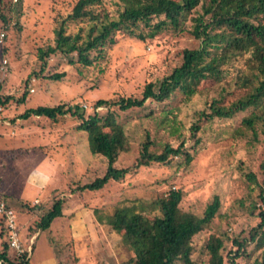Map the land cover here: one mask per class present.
I'll list each match as a JSON object with an SVG mask.
<instances>
[{
    "label": "rangeland",
    "instance_id": "rangeland-1",
    "mask_svg": "<svg viewBox=\"0 0 264 264\" xmlns=\"http://www.w3.org/2000/svg\"><path fill=\"white\" fill-rule=\"evenodd\" d=\"M12 1L15 2L10 18L17 28L8 30L7 40L3 37L0 46L9 48L4 52L9 73L4 80L3 91L7 95H15L11 100V112L14 116L18 110L23 109H17L14 102L25 88L28 89L26 97L30 102L38 101V104L46 106L57 103H64L66 106L79 104L84 107L85 115L96 110L98 114H103L105 106L93 107L97 99L110 101L119 97H140L145 84L169 73L175 64L176 52L191 43L189 37L172 30H162L145 40H140L136 35L127 36L117 32L115 42L106 44L101 53L91 55L94 59L91 65L78 66L80 72H77V64L70 65L65 58L55 56L48 58L45 71L41 73L38 71L39 62L34 48L53 45V17L57 13L67 15L73 0ZM103 1L107 11L111 15L116 14L115 0ZM52 6L54 8L50 9ZM42 15L41 21L37 19ZM44 15L49 18H44ZM71 27L74 29L73 25ZM138 31L145 34L150 29L140 24L136 32ZM53 73L64 75L59 79L48 78ZM233 76L234 72L226 80H231ZM210 84L207 80L202 82L196 93L185 99H180L179 95L174 97L168 106L175 103L176 106L171 107L170 112L167 104L163 103L161 106L155 102H151L149 106L152 108L150 115L147 116L146 110V117L143 116V110L129 117L128 112L121 111L119 121L127 125L124 126V131L128 130L127 118L137 128L134 127L135 141L127 142L126 150L120 152L115 164L126 166L135 161L133 159L139 153V145L145 141L144 137L140 138L138 135L145 127L149 129L153 140L150 146L152 151L158 152L165 143L175 144L179 139L178 134L185 133V129L198 118V113L207 106L210 93L202 88ZM31 87L35 92L30 94ZM30 102L26 101L25 105H32ZM247 113L248 110L231 118H214L202 124V132L199 134L201 145L194 159L189 162H185L181 156H175L168 164L155 162L144 167L133 165L122 178L109 180L98 190L85 188L82 191L77 186L92 182L94 171H100L103 166L99 165L103 161L96 155L90 156L87 134L77 129L78 120L75 117L65 114L52 120L41 116L38 122L32 118L33 124L39 125L38 129L41 128L38 137L24 133L22 127L29 120H22L21 126L16 125L14 128L5 126L8 130H3L4 135L7 141L13 143L9 150L16 151L17 156L15 159L11 155L6 157L5 168L0 166V176H3V188L9 194L21 198L19 203L14 204L18 217V236L20 235L23 246H31V242H34L26 264H141L139 260L132 263L129 261L131 253L118 242L116 234L108 225V212L115 206L130 207V203L120 202L124 201L123 198L135 199L130 201L133 203H143L153 191L157 194L169 188L182 189L185 193L182 206L196 211L211 201L215 194L219 196L217 215L205 225L204 231L195 236L193 264H206L202 249L209 234H226L224 240L229 247L232 236L240 231L246 235L248 227L257 223L253 212L248 215L253 200L257 201L256 191L249 195L251 190L242 172L251 170L257 173L258 164L264 160V148L261 144L264 141V134L261 132L264 130V122L256 126L258 141L251 136L233 137L235 127H238ZM163 114H169V118L160 124L164 127L161 129L158 124ZM10 130L14 131V135H9ZM186 137V148L191 153L194 139L189 137V132ZM38 142L48 143L49 151L43 149L42 152V157L48 156V163H57L56 158L59 157L57 165L53 164V168L49 166L48 179H58L63 174L59 172L61 169L65 174V178L59 179L61 181H57L53 188L49 186L53 185L52 180L49 184L37 182V186L33 185L35 178H31L34 175L32 173L43 171L46 175L48 170L40 163L41 156L33 150L32 146ZM18 148H21L23 155L18 152ZM31 151L33 152L30 153ZM241 161L243 163L240 164ZM87 163H91L89 172L88 169H83ZM97 163L99 165L96 166ZM239 166L243 169L240 170ZM261 177L257 175V178ZM69 186L73 190L70 194H65ZM36 198L39 203L31 206V210L37 215L33 217L31 225L26 227L29 216L22 211L20 202L30 205ZM54 200L62 202L61 215L52 219L48 228L37 229V222L50 211ZM78 233L80 234L75 238L70 237ZM12 250L9 252L16 254ZM253 250V246L248 249ZM255 257L251 254L248 258L245 257L248 261L238 264H253Z\"/></svg>",
    "mask_w": 264,
    "mask_h": 264
},
{
    "label": "trees",
    "instance_id": "trees-1",
    "mask_svg": "<svg viewBox=\"0 0 264 264\" xmlns=\"http://www.w3.org/2000/svg\"><path fill=\"white\" fill-rule=\"evenodd\" d=\"M21 1L16 0L18 3ZM14 2L0 0V33L4 34L5 40L8 30L17 28L10 18ZM114 4L117 6L114 15L107 11L103 0H73L67 15L57 13L53 17V45L34 48L39 62L38 71H45L49 57L60 56L70 65L77 64V72H80L78 66L91 65L94 60L91 55L101 53L106 44L115 42L117 32L127 36L136 35L140 40H145L162 30H172L189 37L191 43L176 52L177 58L169 73L145 84L140 97H119L110 101L97 99L93 107L105 106L103 114H98L96 110L85 115L84 107L79 104L66 106L57 103L28 108L19 115L23 119L43 116L55 120L58 115L69 114L78 120L77 129L87 134L90 156L101 158L103 162L96 166L103 167L100 171H94L92 182L79 184L77 189L98 190L109 180L122 178L133 165L144 167L155 162L168 164L175 156H181L185 162L191 161L201 145L199 134L202 124L214 118H231L248 110L238 127H235L233 137L251 136L258 141L256 126L264 122V0H115ZM47 16L44 15V18H49ZM42 17L37 19L41 21ZM140 24L150 31L145 34L136 32ZM7 48L0 46V62L5 58ZM233 72L234 76L227 81V76ZM63 75L53 73L48 78L59 79ZM206 80L211 84L202 89L208 90L210 100L198 113V118L185 129L186 132L178 134L179 139L175 144L165 143L158 152L152 151L150 146L153 140L149 129L145 127L138 135L144 137L145 141L139 145V153L133 159L135 161L126 166L115 164L120 152L126 150L127 142L135 141L134 127L137 128L127 118L128 130L124 131L126 124L119 121L121 111L128 112L129 117L143 110V116L146 117V110L149 112L147 116L152 113L149 107L151 102L168 106L178 95L180 99L194 95ZM3 90L4 81L0 85L2 108L14 99L13 95H7ZM26 90L17 97V101L25 99ZM175 106L176 103L168 106L169 112ZM167 118L169 114H163L158 125L167 121ZM159 128L164 129L163 126ZM188 132L189 137L194 139L191 153L186 148ZM261 132L264 134V130ZM261 144L264 148V141ZM85 169L89 172L91 163ZM239 169L243 168L239 166ZM242 174L250 187L249 195L256 191L257 201L253 200L248 215L253 212L257 223L248 227L246 235L240 231L232 236L229 247L224 240L226 234H209L202 249L206 264H238L248 261L251 254L256 256L253 264H264V160L258 164L257 173L249 170ZM258 174L262 176L260 179L257 178ZM68 189L70 191L67 190L65 194L73 190L72 186ZM184 195L180 188H169L157 194L153 191L143 203H133L130 201L135 199L123 198L124 201L120 202L126 201L131 204L130 207L115 206L108 212V225L116 234L118 242L131 253V263L138 260L141 264L194 263L195 236L204 231L205 225L217 215L220 200L215 194L211 201L196 211L182 206ZM61 206V200H54L50 211L40 216L37 229L48 228L52 219L61 215ZM251 246L254 250L248 251ZM10 249L4 218L0 215V264L27 263L29 253L12 255Z\"/></svg>",
    "mask_w": 264,
    "mask_h": 264
},
{
    "label": "crops",
    "instance_id": "crops-1",
    "mask_svg": "<svg viewBox=\"0 0 264 264\" xmlns=\"http://www.w3.org/2000/svg\"><path fill=\"white\" fill-rule=\"evenodd\" d=\"M31 89H33V88L32 87L30 88V90H29L30 91L29 92L30 94L35 92L34 90L31 91ZM41 99H43V98H41ZM11 100L8 101V103L5 105V107L3 108V111L0 114V150H2L0 152V166H3L4 168L6 166V157L7 156L11 155L12 156V159H15L16 156H17V154H16L17 152L16 151L15 152H10L11 150H9V147L13 143L10 142V141H7L8 139H6V137L4 135V131L3 130H5V131L8 130V129L5 128V126H10L11 128H14L16 125L17 126H19V125L21 126L22 120H25V121H28L29 120V122H27L26 124L23 125L24 127H22V129L25 131L24 133H26V135L29 136V135H32L33 134V135H35L37 137H38V131L41 129V128L38 129L37 126H39V125L33 124V122L31 121L32 118H33L36 122H38L39 121V118H41V117H39V116H30L27 119H23V118H21L19 116L26 109L33 108V107H36L38 105H41V104H38V101L30 102V101L27 100V97H25V99H23V101L21 102V101H17L16 98H15L16 102H14V103L16 105V108L18 109V107H20V108L22 107L23 109L22 110H18L17 111V114L14 116L13 115L14 113L11 112V104H12ZM26 101L32 103V105H25L26 104ZM40 102H41V100H40ZM35 104H37V105H35ZM18 112H19V115H18ZM35 127H37V128H35ZM9 135H14V131L13 130H10L9 131ZM53 144H55V143H53ZM32 147H33L34 152L38 153L39 156H41V162L40 163H42V165H45L46 169H48L46 175L43 174V171H36V172H33L32 173L34 175L31 178L32 179L35 178L34 179L35 182H33V185L34 186H37V182H42V184H45V182H47V184H49V181L52 180L53 181V185L50 184L49 186H51V188H53L54 187V184L57 181H61L59 179L65 178L64 171H63V169H61L59 172H61L63 174H61V175L58 174L59 175L58 176V179H56L55 181L53 179H51V178L48 179L49 166H51V168H53V164H56L57 165V163H59V161H58L59 157L56 158L57 159V161H56L57 163H54V162L53 163H50V162L48 163V156L47 157L46 156L45 157H42L43 149L49 151L48 143H45V142L39 143L38 142L35 145H33ZM18 152L21 155H23L22 154L23 152L21 151V148H18ZM32 152L33 151H31L30 153H32ZM57 156H59V154H57ZM52 158H55V157H52ZM63 161H64V158H63ZM87 165L89 166L90 163H87L85 166H83V169ZM1 177H3V176H0V199L2 201H4L9 207H11L14 210V212H15L16 210L14 209V204L19 203V201H20L21 198L9 194L8 191H6V189L3 188V186H2L3 179ZM54 191H57V190H54ZM37 200H38L37 198L34 199L30 203V205H28L27 203H21L20 202V206L23 209L22 211L29 216V218H28L29 220L26 223V227H29V225H31V223L34 220L33 217H35L37 215V214L34 213L35 211L31 210V206H35V204H38L39 203V201H37ZM17 223H18V221H17ZM84 227H86L85 226V223H84ZM79 234L80 233H78L75 236H71L70 235V237L73 239L76 236H78ZM31 238H33V235L31 236ZM19 240H20V242L22 244V241H21L20 238H19ZM31 243L33 244L34 242H31ZM32 244H31V246H32ZM31 246L30 245H28V246H23L22 245L23 252H27V253L30 254L31 251H32Z\"/></svg>",
    "mask_w": 264,
    "mask_h": 264
},
{
    "label": "built area",
    "instance_id": "built-area-1",
    "mask_svg": "<svg viewBox=\"0 0 264 264\" xmlns=\"http://www.w3.org/2000/svg\"><path fill=\"white\" fill-rule=\"evenodd\" d=\"M3 33H0V41L2 40ZM7 59L3 58L0 62V85L5 80L9 71ZM33 89H31L32 91ZM3 110L0 105V112ZM0 215L4 218V224L7 232V243L16 253L23 252L22 244L19 240L17 229V215L14 210L9 207L4 201L0 199Z\"/></svg>",
    "mask_w": 264,
    "mask_h": 264
}]
</instances>
